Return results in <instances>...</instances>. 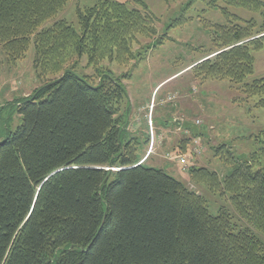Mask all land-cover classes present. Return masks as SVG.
I'll list each match as a JSON object with an SVG mask.
<instances>
[{
	"label": "trees",
	"instance_id": "obj_1",
	"mask_svg": "<svg viewBox=\"0 0 264 264\" xmlns=\"http://www.w3.org/2000/svg\"><path fill=\"white\" fill-rule=\"evenodd\" d=\"M221 1L225 22L213 26L216 49L187 70L201 80L243 84L246 96H257L256 105L264 107V77L244 83L254 72V52L264 49V0ZM66 2L0 0L7 61L33 43L38 76L58 74L20 102L21 124L0 141V264H264V241L237 226L227 207L212 211L183 180L141 161L139 145L149 138L128 132L124 81L131 73L96 67L145 57L151 44L142 51L134 46L157 34L147 4L98 0L77 7V26L65 19L45 26ZM227 6L256 12L261 21ZM83 56L97 81L76 71ZM215 149L224 174L193 165L192 180L228 199L264 234V145L235 158L224 145Z\"/></svg>",
	"mask_w": 264,
	"mask_h": 264
},
{
	"label": "rangeland",
	"instance_id": "obj_2",
	"mask_svg": "<svg viewBox=\"0 0 264 264\" xmlns=\"http://www.w3.org/2000/svg\"><path fill=\"white\" fill-rule=\"evenodd\" d=\"M97 1L68 0L57 17L47 21L44 25L48 26L55 20L65 19L77 26V7L90 6ZM117 1L128 2L134 8L140 6L133 0ZM143 1L153 16V25L157 34L153 38L140 37L139 44L134 46V50H146L147 44H151V49L143 51L146 55L138 64L134 60H129L124 64L104 60L96 67L109 69L116 76L131 73L129 79L124 81L132 107L128 118L129 131L147 126V129L145 127L146 136L149 132L151 140L150 129H154L155 134L158 133L159 129L169 124L172 120L170 118L173 117L182 119V123L186 125L187 122L188 126L196 129L194 135L191 134V130V132L185 131L182 141L188 135H192V139L184 144L180 140L179 131L181 130L176 127V134L174 133L176 136L172 138L177 146H172L173 149H171L155 143L157 149H154V154L145 164L163 168L170 175L183 180L187 187L204 195L212 211L218 210L220 206L227 207L234 222L238 224L237 226L250 228L264 241V234L244 221L230 205L228 199L205 192L192 180L189 173L190 166L197 165L206 166L223 175L226 170L223 161L214 156L215 148L221 145H224L234 158L241 157L264 145V107L256 105L257 96L247 97L243 91V84H235L227 79L204 78L201 80V78H195L191 71L187 70L188 65L216 49L212 30L215 24L225 22V17L220 11L225 4L221 0ZM227 7L231 12L242 15L243 18H254L258 22L261 21L256 12L238 7ZM160 35H163L162 43L154 45ZM34 56V44L31 43L25 54L11 63L7 61L0 45V141L21 124V115L17 111L20 102L35 88L58 76V74L38 76L34 66ZM254 57V72L245 79L244 83H251L255 79L264 77V49L254 52ZM75 69L78 73L86 74L97 81L94 65H88L86 56L78 60ZM157 85V89L154 90ZM159 96L163 97L162 100H159ZM160 102L161 105L158 104ZM151 104L154 106L149 111L148 107ZM123 105L125 107V103ZM148 111L152 115L151 118ZM197 119L200 121L199 124L196 123ZM149 120L151 125H149ZM170 124L173 125L174 122ZM171 135L173 134L168 131L166 134L164 131L158 140H168ZM196 138L199 139V144L195 143ZM179 143L184 144L185 149L187 148V151L178 152L187 156L184 166L172 158V151H180V148H177ZM146 149L147 145L141 142L138 155L143 156ZM228 152L225 155L229 159ZM164 157L168 160L172 158L175 165L172 164L173 167L169 168L166 164L167 167L164 168L159 164L165 161Z\"/></svg>",
	"mask_w": 264,
	"mask_h": 264
},
{
	"label": "crops",
	"instance_id": "obj_3",
	"mask_svg": "<svg viewBox=\"0 0 264 264\" xmlns=\"http://www.w3.org/2000/svg\"><path fill=\"white\" fill-rule=\"evenodd\" d=\"M178 73V72H177ZM176 74V73H175ZM172 76V75H171ZM170 76V77H171ZM165 80H167V78L165 79ZM159 85V84H158ZM158 85L156 86V88L154 89V90H156L157 89V87H158ZM153 90V92H155ZM157 93V92H156ZM163 96V95H162ZM162 96H159L158 98H159V100H162ZM130 101V100H129ZM151 101V100H150ZM164 102V101H163ZM150 103V102H149ZM132 104V103H131ZM158 104H160L161 105V102L160 103H158ZM129 105H130V103H129ZM145 106H146V104H145ZM130 110L132 109V107L130 106V107H128ZM146 108V107H145ZM146 110V109H145ZM149 110V109H148ZM149 112V111H148ZM148 114V113H147ZM151 117H152V115H151ZM129 118V117H128ZM170 119H172L171 121H170V123L171 122H174V117L173 118H170ZM165 124L166 126H164V127H161L160 129H159V131H158V133H156L155 134V131H154V129H150L151 130V133H152V138H151V140H150V133L148 132V134H147V137L149 138V140H148V142L147 143H145V145H147V149H146V152H145V154L143 155V158H142V160L141 161H144V162H146L147 160H148V158L152 155V154H154V149H157V145L159 144H161V146H166V147H168V148H171V149H173L172 148V146H177V144L174 142V139L172 138V137H175L176 135H174V133L176 134V127H177V129L178 130H181V131H179L180 133H181V141L183 140V137H184V135L183 134H185V131L186 130H188L189 132H191L188 128L187 129H185V126H184V123H182V125H179L178 123L176 124L175 122H174V124L172 125V124ZM145 124V123H144ZM154 124H155V121H154ZM183 126V127H182ZM146 127V129H147V126H145ZM145 127H143V128H141V129H134V131H129L128 130V132H129V134H131V135H133V136H138L139 138H140V140L141 141H143L145 138H146V130H145ZM155 130H156V127H155ZM166 132V134H167V131H168V133L170 132V133H172L173 135H171V137H170V139H168V140H162V141H159L158 139H159V137H160V135L163 133V132ZM154 133V134H153ZM190 135H188V136H186V137H189ZM168 138V137H167ZM197 139V138H196ZM199 140V139H198ZM183 142V141H182ZM155 143H157V145H155ZM151 144H152V147H151V149H150V146H151ZM179 146L177 147V148H180V145H184V144H182V143H179L178 144ZM175 148V147H174ZM171 153H173V156L174 155H176L178 152H177V150H176V152H171ZM180 154V153H179ZM171 158V157H170ZM164 159H165V161L164 162H159V164H161V165H163V167L165 168V167H167V165L169 166V168H172L173 167V165L172 164H174L173 163V161L170 159V160H168L167 159V157H164ZM157 160V159H156ZM166 162V163H165ZM167 164V165H166ZM175 165V164H174Z\"/></svg>",
	"mask_w": 264,
	"mask_h": 264
},
{
	"label": "built area",
	"instance_id": "obj_4",
	"mask_svg": "<svg viewBox=\"0 0 264 264\" xmlns=\"http://www.w3.org/2000/svg\"><path fill=\"white\" fill-rule=\"evenodd\" d=\"M153 104H151L150 105V109H152L153 107ZM151 120V119H150ZM149 120V125H151V121ZM174 122L177 124H179V125H182V119H178V118H175L174 119ZM196 123L197 124H199L200 123V121L197 119L196 120ZM195 143H197V144H199L198 143V140H195ZM151 147H152V144H151V146H150V149H151ZM197 152V151H196ZM195 152V153H196ZM194 153V152H193ZM172 158H175L176 160H177V162L181 165V166H184L185 164H186V162H187V156L186 155H184V154H177V155H174Z\"/></svg>",
	"mask_w": 264,
	"mask_h": 264
}]
</instances>
